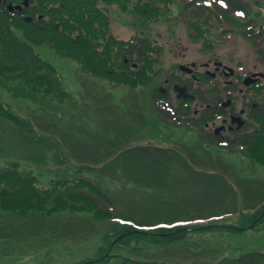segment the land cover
I'll return each instance as SVG.
<instances>
[{"label":"rangeland","instance_id":"rangeland-1","mask_svg":"<svg viewBox=\"0 0 264 264\" xmlns=\"http://www.w3.org/2000/svg\"><path fill=\"white\" fill-rule=\"evenodd\" d=\"M220 1L196 0L194 6L182 11L185 1L175 0L170 21L148 28L136 16L109 6V32L124 41L150 35L161 50L160 63L154 69L162 67L160 80L175 73L178 63H202L212 56L240 73L261 72L264 38L250 39L243 33L256 32V22L264 26V0H242L250 12L246 17L220 11ZM213 3L230 21L220 32L196 33L192 26L208 14L204 10L201 14L195 5ZM206 20L203 23L216 22L213 16ZM10 50L17 52L19 47ZM34 52L56 69L67 94L61 100L51 98L45 90L27 86L19 73L0 77V101L27 129L0 119V168L18 164L25 170L17 166L11 170L25 176L32 173L42 187L52 184L55 188L56 178L88 179L105 191L108 202L101 206L113 215L120 214L122 220L95 218L88 204L78 201L46 206L45 215L33 212L25 217L0 208V264H79L92 260L100 249L104 252L107 248L104 239L119 236L113 228L135 222L162 226L185 223V227L196 228L180 239L171 238L173 230L156 232L160 236L143 242H135L131 236L115 247L122 259L106 264H125L124 257L140 259L139 264H145L144 260L232 264L230 260L243 254L264 252V150L258 148L255 158L245 148L235 146L231 137L221 142L211 140L203 130L205 113L195 128L183 121H164L152 98V89L158 86L155 77L137 87L112 86L83 73L74 61L60 57L52 48L34 47ZM211 85L207 83L205 88ZM203 97V104L211 102L208 93ZM192 116L189 114L190 119ZM258 128L254 122L246 131L250 134ZM147 145L177 150L162 183L151 178L146 181V170L139 163L143 161L123 155L130 148ZM93 162L106 163L97 166L99 171L77 170L82 163L91 166ZM33 216L36 218L28 219Z\"/></svg>","mask_w":264,"mask_h":264},{"label":"trees","instance_id":"trees-1","mask_svg":"<svg viewBox=\"0 0 264 264\" xmlns=\"http://www.w3.org/2000/svg\"><path fill=\"white\" fill-rule=\"evenodd\" d=\"M184 1L182 11H185L190 5L194 6V2H196V0ZM174 3L173 0H34L29 7L31 10L29 13L33 17L39 15L41 18L34 19L32 23H25L20 16L16 17V14L8 13L0 6V77L6 78L5 76L9 73H19L21 74L20 78L31 89L37 87L40 90H45L50 96L60 100L64 99L66 91L61 85L60 77L51 65L43 61L33 51L34 46H47L60 57L74 61L83 73L105 80L112 86L137 87L143 81L149 79L152 81L156 76L154 69L157 61L154 58L159 52L150 47L148 40L142 37L135 42H123L114 38L109 32L108 9L106 7L116 4L122 10L138 16L143 26L148 28L161 20L170 21L171 5ZM218 3L220 11L228 12L230 10L243 17H246L247 13L250 15L242 0H222ZM215 4L217 3L195 5V9L201 14L204 11L208 14L199 20L202 22L194 23L192 26L198 33L206 35L207 32L217 29L220 32L223 25L230 21L224 13L220 15V11L215 10L216 7H213ZM211 16L215 18L216 22L203 23V21L208 22L206 19ZM254 25L258 27L256 32L249 30V33L253 34L243 33V35L250 39L264 38L263 24L258 25L256 22ZM133 43H136V46H133ZM12 47H19V51H11ZM260 54L264 60V48L261 49ZM125 59H128L127 63H124ZM133 63H137L139 68L133 69L131 66ZM152 96L153 99L159 98L156 92H153ZM200 98L203 99V95H200ZM160 106H157L158 114L164 121H183L194 128L200 125L195 123L196 121L189 120L187 118L188 111L186 109L184 111L181 106L176 109V112L171 107H166L168 110H165V107ZM0 119L24 125L1 101ZM255 121L259 126L258 130L237 139L235 143L245 148L251 157L258 158V148L264 150V115L256 116ZM174 153H177V150L147 145L130 148L124 151L123 155H130L136 160L143 161L139 163L146 170V179H144L150 181L151 178L152 182L159 184L164 182L162 179H166L169 174L170 165L174 163L171 162L174 160ZM104 163L106 162H93L90 164L91 166L82 163L77 170L81 172L86 169L90 172L99 171L97 166ZM195 168L197 167L195 166ZM10 170L0 171V208L3 211H13L21 215L38 212L45 215L46 206H54L58 203L62 206L73 205L78 201L85 203L84 206L88 204V207L93 210L92 215L95 218L114 220L122 217L119 216L120 214L109 213L101 206V203L108 202L105 191L88 179H67L58 182L55 188L39 189L33 184L34 178L31 174L25 176L16 174L15 170ZM22 176L24 177L21 178ZM56 187L63 192L57 193ZM18 205L19 207H16ZM22 207L27 208L22 212H17ZM69 208L71 207H66V209ZM49 213L52 215L51 211ZM35 218L33 216L28 219ZM156 226L159 225L135 222L129 226L115 228L113 232H120L126 236L133 234L135 238L143 240L154 237L155 235L151 234L153 232L170 231L168 228H157L154 231L151 229L147 235L142 231L143 227L153 228ZM187 233L179 231L171 238H184ZM230 261L232 264H264V252H249ZM92 264H96V262Z\"/></svg>","mask_w":264,"mask_h":264},{"label":"flooded vegetation","instance_id":"flooded-vegetation-1","mask_svg":"<svg viewBox=\"0 0 264 264\" xmlns=\"http://www.w3.org/2000/svg\"><path fill=\"white\" fill-rule=\"evenodd\" d=\"M8 1V0H7ZM212 58L201 64L189 63L193 66V71L189 78H178L172 75L163 80L164 94L156 88L159 97L169 98L172 93V102L175 104L183 103V107L192 110L194 117L200 118L205 108L209 110L206 121L203 123L204 130L210 135L214 141H224L231 137L233 140L237 137L244 136L247 133L246 129L250 124H253L252 119L258 115L264 114V101L260 102V97L263 95L264 79H258L257 83L262 81L260 93L257 92L256 84L244 86V79L248 75L240 74L237 71L229 72L227 64ZM218 63L220 65H218ZM182 63H179L180 65ZM213 75V77H212ZM173 80V82H171ZM211 81L214 87L205 90L209 94L210 103H201L198 99L205 87L202 81ZM186 87L187 92L195 97V100L177 99L174 93L173 86ZM202 88V89H200ZM206 110V109H205ZM240 124V125H239ZM239 126V127H238ZM241 126V127H240ZM218 130V136L214 132ZM235 137V138H233Z\"/></svg>","mask_w":264,"mask_h":264},{"label":"water","instance_id":"water-1","mask_svg":"<svg viewBox=\"0 0 264 264\" xmlns=\"http://www.w3.org/2000/svg\"><path fill=\"white\" fill-rule=\"evenodd\" d=\"M28 1H29V0H25V1H24V5H26ZM8 9L11 10V7L8 6ZM17 9H19V8H17ZM181 69H183V68H181ZM176 91L178 92V97H183V98L186 97L185 89H184V88H182V89H179V88L177 89V88H176Z\"/></svg>","mask_w":264,"mask_h":264}]
</instances>
